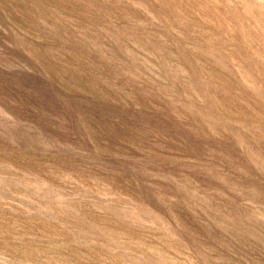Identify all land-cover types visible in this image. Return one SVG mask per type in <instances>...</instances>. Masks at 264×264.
Listing matches in <instances>:
<instances>
[{"label":"rangeland","instance_id":"374dc122","mask_svg":"<svg viewBox=\"0 0 264 264\" xmlns=\"http://www.w3.org/2000/svg\"><path fill=\"white\" fill-rule=\"evenodd\" d=\"M0 264H264V0H0Z\"/></svg>","mask_w":264,"mask_h":264}]
</instances>
